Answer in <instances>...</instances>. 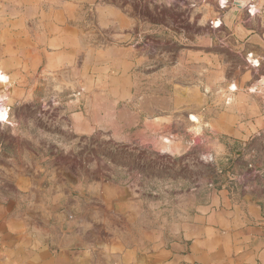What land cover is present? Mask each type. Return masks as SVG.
Masks as SVG:
<instances>
[{"label":"crops","instance_id":"0c3cea01","mask_svg":"<svg viewBox=\"0 0 264 264\" xmlns=\"http://www.w3.org/2000/svg\"><path fill=\"white\" fill-rule=\"evenodd\" d=\"M24 3L31 9L0 15V264H264V113L215 110L195 91L207 107L188 114L192 129L196 114L201 130L242 149L253 135L251 147L225 158L213 187L147 196L101 151L103 137L145 141L166 126L158 108L142 117L131 104L139 60L111 43L130 33L98 14L103 44L83 28L85 4ZM233 16L216 28L246 37ZM256 36L245 48L261 63ZM168 139L158 151H174Z\"/></svg>","mask_w":264,"mask_h":264},{"label":"rangeland","instance_id":"374dc122","mask_svg":"<svg viewBox=\"0 0 264 264\" xmlns=\"http://www.w3.org/2000/svg\"><path fill=\"white\" fill-rule=\"evenodd\" d=\"M25 1L29 2L0 0V15L30 10ZM76 1L85 4L83 28L103 37V44L108 42L105 29L109 27L99 23L98 14L104 23L112 22L122 36L130 33L127 39L119 35L111 43L129 47L139 60L133 70L131 104L142 117L155 115L157 108L167 117L163 119L165 129L152 132L148 140L101 139L102 153L116 162L124 181L152 198L171 197L176 190L215 181L223 164L232 162L226 157L237 158L251 147L253 135L243 140L246 145L242 149L227 136L201 130L199 117L192 114L195 132L188 114L205 112L207 107L205 103L195 106V91L203 98L207 96L215 110L264 113V76L253 67L264 66V62L248 55L245 48L249 37L263 35L264 0H226L223 5L219 0ZM228 12L238 15L233 16L234 21L245 28L246 37L234 40L225 25L216 28L213 22ZM252 45L260 46V41ZM228 93L235 100L230 106L224 103ZM164 137L172 140L173 152L158 151L169 141Z\"/></svg>","mask_w":264,"mask_h":264},{"label":"bare ground","instance_id":"6f19581e","mask_svg":"<svg viewBox=\"0 0 264 264\" xmlns=\"http://www.w3.org/2000/svg\"><path fill=\"white\" fill-rule=\"evenodd\" d=\"M225 1L226 0H219L221 5H223L225 3ZM213 23H214L215 26H219L220 25V21H218V20H215Z\"/></svg>","mask_w":264,"mask_h":264},{"label":"built area","instance_id":"2783aa9c","mask_svg":"<svg viewBox=\"0 0 264 264\" xmlns=\"http://www.w3.org/2000/svg\"><path fill=\"white\" fill-rule=\"evenodd\" d=\"M249 167L252 168V167H253V164L250 163V164H249ZM208 185H209L208 187H213V186H215L216 184H215L214 181H212V182H210Z\"/></svg>","mask_w":264,"mask_h":264}]
</instances>
